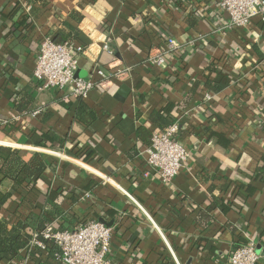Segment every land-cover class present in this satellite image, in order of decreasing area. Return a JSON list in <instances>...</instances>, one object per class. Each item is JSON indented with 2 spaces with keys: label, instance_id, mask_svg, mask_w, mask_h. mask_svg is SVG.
Instances as JSON below:
<instances>
[{
  "label": "crops",
  "instance_id": "obj_1",
  "mask_svg": "<svg viewBox=\"0 0 264 264\" xmlns=\"http://www.w3.org/2000/svg\"><path fill=\"white\" fill-rule=\"evenodd\" d=\"M229 22L218 0H0V125H11L0 131V147L41 153L49 165L32 203L9 200L0 221L10 226L53 204L64 212L58 228L92 220L110 227L116 264H229L231 251L250 242L264 264V23ZM66 24L78 31L71 43L84 49L77 78L96 68L130 72L85 99L70 89L39 91L40 43L70 34ZM167 38L180 49L166 66L151 65ZM21 91L46 110L20 116ZM81 103L94 120L78 119ZM168 106L189 157L165 185L155 172L143 176L148 145L138 130H160L152 115ZM50 131L65 138L61 148L37 144ZM12 188L0 182L2 191ZM21 257L3 263L41 264Z\"/></svg>",
  "mask_w": 264,
  "mask_h": 264
},
{
  "label": "built area",
  "instance_id": "obj_2",
  "mask_svg": "<svg viewBox=\"0 0 264 264\" xmlns=\"http://www.w3.org/2000/svg\"><path fill=\"white\" fill-rule=\"evenodd\" d=\"M219 7L230 19V29L249 27L256 17L264 23V0H218ZM108 50V44L104 45ZM180 45L172 38H167L165 51L150 56L149 62L156 67H164L166 56L174 54ZM84 51L77 44H57L50 36L40 43L35 61L33 77L38 83L39 91L52 89H70L74 97L85 99L96 87L104 88L114 79H121L130 72L129 68L106 72L96 68L88 78H77L79 54ZM207 100L211 96L207 95ZM40 111L32 113V116ZM19 121V118H18ZM179 124L173 123L164 130L152 133L151 143L146 148V164L149 168L143 176L149 177L152 172L158 174L165 185L173 184L186 163L189 152L178 139ZM112 229L101 221L92 220L76 228H58L53 222L41 231H35L27 253L34 249L45 250L43 240H51L58 247L56 258L60 264H116L110 260ZM260 255L253 242L236 247L231 251L229 264H259Z\"/></svg>",
  "mask_w": 264,
  "mask_h": 264
},
{
  "label": "trees",
  "instance_id": "obj_3",
  "mask_svg": "<svg viewBox=\"0 0 264 264\" xmlns=\"http://www.w3.org/2000/svg\"><path fill=\"white\" fill-rule=\"evenodd\" d=\"M25 2L28 5H33L37 2L46 4V0H25ZM76 17L77 21L83 18L82 15H77ZM26 21L29 20H23V23H27ZM65 27H68L70 34L63 30L57 31L52 37L55 43L70 44L77 38V30L67 24ZM207 86L210 90L218 92L217 86ZM15 108L22 117L31 116V114L38 109H45V107H40L36 104L33 95L23 91H21L20 95L17 97ZM81 109H84V111L78 118L80 121L88 123L87 120L89 118L90 120L95 119V117H93L94 111L86 104L81 103ZM173 111V107L168 106L161 112L153 113L152 122L155 123L160 130L166 129L174 123L176 115ZM10 126L11 125H0V131L7 132V128ZM138 137L143 143L150 145L152 133L148 132L145 128H140L138 130ZM64 143L65 138L53 131L41 133L37 142V144L43 148H61ZM48 168L47 159L41 153L24 152L12 148L0 147V182L1 185H3L4 181H9L13 187L10 192L0 189V213L6 203L12 199H16L20 206L25 203L31 204L32 190L46 185L43 176ZM216 204L213 203L214 206ZM63 213L64 212L59 206L50 204L43 213L38 214L30 212L25 219H19L10 226L0 221V264H4V261H19L22 259V253L27 251L33 233L45 229L54 222L55 217L63 215ZM43 242L46 244V249L32 250L29 256L30 259L35 262L40 261L41 264H60L56 258V254L58 253L56 244L51 240H43Z\"/></svg>",
  "mask_w": 264,
  "mask_h": 264
}]
</instances>
